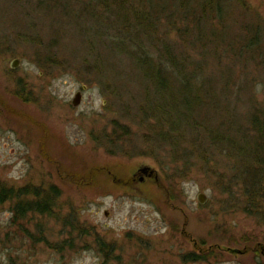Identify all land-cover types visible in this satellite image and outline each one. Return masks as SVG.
Returning a JSON list of instances; mask_svg holds the SVG:
<instances>
[{"label": "rangeland", "instance_id": "1", "mask_svg": "<svg viewBox=\"0 0 264 264\" xmlns=\"http://www.w3.org/2000/svg\"><path fill=\"white\" fill-rule=\"evenodd\" d=\"M23 1L0 0V183L39 191L53 186L59 195L51 214L16 221L12 202L0 203V264H264V189L249 197L246 180H233L238 173L230 166L233 160H211L207 174L193 161L192 171L179 176L153 158L135 154L137 145L143 152L147 147L120 131L129 122L119 99L94 74L86 75L83 66H73L88 56L79 32L65 23L37 19L33 6ZM240 22L264 27V0H234L227 26L237 32ZM32 23L42 36L60 39L63 64H41L26 45L13 44L12 38L27 33ZM13 59H18L15 68L10 67ZM221 62L220 69L235 75L229 87L242 95L241 62ZM251 69L262 89L264 66ZM79 90L81 100L73 106ZM142 166L153 169L157 178L139 181L135 173ZM221 179L231 181V193L214 185ZM198 193L206 197L203 204ZM67 215L77 217L87 235L60 254L54 244L75 236L62 225ZM38 228L47 243L32 245ZM95 237L111 251H99ZM196 244L227 250L214 251L203 261H183L184 254L197 251Z\"/></svg>", "mask_w": 264, "mask_h": 264}, {"label": "trees", "instance_id": "2", "mask_svg": "<svg viewBox=\"0 0 264 264\" xmlns=\"http://www.w3.org/2000/svg\"><path fill=\"white\" fill-rule=\"evenodd\" d=\"M24 1L33 6L37 19L65 23L79 32L88 56L69 65L83 66L86 75L94 74L119 99L129 122L120 131L129 133L133 143L138 139L147 147L143 152L137 145L135 154L147 155L179 176L192 171L193 161L207 174L211 160H233L230 166L238 171L233 180H246L249 197L264 189V99L259 100L264 87L258 88L256 70L251 69L264 66V27L259 22H240L237 32L229 29L234 0ZM34 25L12 38L13 44L26 45L41 64H63L60 39L42 36ZM222 58L233 66L241 62L245 71L242 95L229 87L235 75L230 69H220ZM209 64L212 68L206 70ZM241 164L244 167L238 169ZM231 184L221 179L214 185L231 193ZM58 195L53 186L39 191L0 183V203L12 202V221L51 214ZM61 220L75 232L54 244V250L63 254L87 232L75 216ZM37 232L32 245L47 243L40 228ZM94 242L99 251H111L99 237ZM196 250L184 254L182 260L203 261L214 251L227 249L196 244Z\"/></svg>", "mask_w": 264, "mask_h": 264}, {"label": "water", "instance_id": "3", "mask_svg": "<svg viewBox=\"0 0 264 264\" xmlns=\"http://www.w3.org/2000/svg\"><path fill=\"white\" fill-rule=\"evenodd\" d=\"M17 65H18V59H13V60L10 61V67L11 68H15V67H17ZM80 100H81V92L79 90V91H77L74 94L73 98L71 99V104L73 106H77L79 104ZM135 174H140L139 181H142L145 176L146 177H153L155 179L157 178L156 172L153 169H151L149 166H142V167H140ZM196 198H197V201L200 204H203L206 201V197H205V195L203 193H198L197 196H196ZM229 250L231 252L240 253V251L235 250V249H233V250L232 249H229ZM260 250H261V254L264 255V248H261Z\"/></svg>", "mask_w": 264, "mask_h": 264}, {"label": "flooded vegetation", "instance_id": "4", "mask_svg": "<svg viewBox=\"0 0 264 264\" xmlns=\"http://www.w3.org/2000/svg\"><path fill=\"white\" fill-rule=\"evenodd\" d=\"M138 177H140V175H138ZM134 180V179H133Z\"/></svg>", "mask_w": 264, "mask_h": 264}]
</instances>
